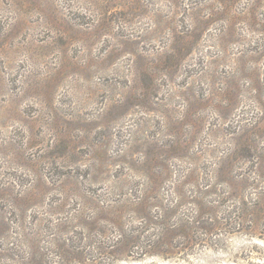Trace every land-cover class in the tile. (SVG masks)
<instances>
[{
    "label": "rangeland",
    "instance_id": "obj_1",
    "mask_svg": "<svg viewBox=\"0 0 264 264\" xmlns=\"http://www.w3.org/2000/svg\"><path fill=\"white\" fill-rule=\"evenodd\" d=\"M261 192L264 0H0V264H264L179 239Z\"/></svg>",
    "mask_w": 264,
    "mask_h": 264
},
{
    "label": "trees",
    "instance_id": "obj_2",
    "mask_svg": "<svg viewBox=\"0 0 264 264\" xmlns=\"http://www.w3.org/2000/svg\"><path fill=\"white\" fill-rule=\"evenodd\" d=\"M259 201H256L253 204L247 203V202H238V204H235L234 206H232L231 208L229 207H223L222 209V216L224 217H219V219L216 220H210L207 219L205 221H203L202 226L201 227H196L198 221L195 222V220H193L192 224L195 225L193 228L188 226V234L187 235H180L179 239H181V237L183 238V240H186V243H189L192 241V232H194L196 230V234H198V232L200 233H204V235L209 234V233H213L214 229L215 230H220V231H226L227 233H230L232 231H237L238 233H247L249 236L251 237H257L256 233H259V235H261V233L264 236V202H261V199H264V193L261 192L259 193ZM262 197V198H261ZM261 223V224H260ZM250 225V226H246L245 225ZM116 226L119 227V225L117 224ZM259 227V229H255L256 227ZM165 229H169L164 227ZM203 231V232H202ZM151 235L150 234L148 237L149 240H145L144 242V246L145 247H151L153 246L152 244L154 243L151 240ZM146 237V238H147ZM127 239V236L124 237ZM157 243H155V245H160L159 241L161 242V240H166V242H164V245L167 244V242H170V238H168L167 233H164V236H158L157 238ZM262 241H264V237L260 238ZM140 241V239H138ZM169 240V241H168ZM172 240V238H171ZM137 242V241H136ZM135 243V242H133ZM133 243L131 242L132 249H135V246H133ZM192 243V242H191ZM137 247V246H136ZM163 247V246H161ZM126 248V247H125ZM130 248V247H129ZM107 255L111 258H114L118 255L119 250L116 249V246L113 245L111 246L110 250L108 252H106ZM166 253L165 252H161V255L159 254H154L151 252H145V255H149V256H163L162 258H164V255Z\"/></svg>",
    "mask_w": 264,
    "mask_h": 264
}]
</instances>
